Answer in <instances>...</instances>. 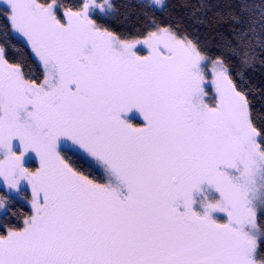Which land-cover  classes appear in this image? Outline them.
<instances>
[{"label": "snow or ice", "instance_id": "obj_1", "mask_svg": "<svg viewBox=\"0 0 264 264\" xmlns=\"http://www.w3.org/2000/svg\"><path fill=\"white\" fill-rule=\"evenodd\" d=\"M129 7L0 0V264H264V0Z\"/></svg>", "mask_w": 264, "mask_h": 264}, {"label": "trees", "instance_id": "obj_2", "mask_svg": "<svg viewBox=\"0 0 264 264\" xmlns=\"http://www.w3.org/2000/svg\"><path fill=\"white\" fill-rule=\"evenodd\" d=\"M133 2V0H116V3L120 5L121 15L118 17H114L109 23L108 26L116 31V32H128L132 31L134 25H137V21L135 18L126 21L124 16L126 13L132 12L133 9L129 7V5ZM169 4L168 12H158L157 17L160 20H164L165 22H174L175 20H182L184 25L189 29V31H194L198 26L193 24L190 19H188V10L181 7V3L183 0H167ZM209 31H226V26L221 25L218 29H205L203 27L199 28V34L203 37L209 33ZM251 79L254 83L258 85H264V69H258L255 72L250 73ZM132 119V116H131ZM132 120L142 123V120L133 118ZM17 207L23 208V210H27L26 206L21 202Z\"/></svg>", "mask_w": 264, "mask_h": 264}, {"label": "rangeland", "instance_id": "obj_3", "mask_svg": "<svg viewBox=\"0 0 264 264\" xmlns=\"http://www.w3.org/2000/svg\"><path fill=\"white\" fill-rule=\"evenodd\" d=\"M145 54H146V51H145ZM212 91H213V93H214V88L212 89ZM210 98H211V97H210ZM130 118H131V117H130ZM133 118H135V119L137 118V119L142 120L141 117H140L137 113H133V114H132V119H133ZM29 162L34 164V163L36 162V161H35V158L32 157V158L30 159ZM37 163H38V161H37ZM34 166H35V165H33V167H34Z\"/></svg>", "mask_w": 264, "mask_h": 264}]
</instances>
